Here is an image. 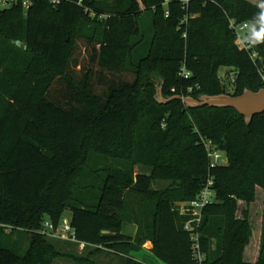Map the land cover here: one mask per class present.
<instances>
[{
    "label": "trees",
    "instance_id": "16d2710c",
    "mask_svg": "<svg viewBox=\"0 0 264 264\" xmlns=\"http://www.w3.org/2000/svg\"><path fill=\"white\" fill-rule=\"evenodd\" d=\"M183 6L35 0L27 10L21 2L0 9V264H52L59 254L39 232L66 212L78 242L122 264H143L131 256L126 224L164 264H195L188 218L176 206L210 180L216 201L202 215L204 264H264V114L247 125L232 109L190 110L156 97L158 85L164 100L264 89V9L247 0ZM231 19L256 24L257 60L237 47ZM183 64L189 79L180 77ZM223 68L237 72L233 94L222 86ZM206 145L228 164L212 166ZM161 181L173 187L154 190ZM258 190L254 228L240 203L250 208Z\"/></svg>",
    "mask_w": 264,
    "mask_h": 264
},
{
    "label": "built area",
    "instance_id": "2783aa9c",
    "mask_svg": "<svg viewBox=\"0 0 264 264\" xmlns=\"http://www.w3.org/2000/svg\"><path fill=\"white\" fill-rule=\"evenodd\" d=\"M35 0H0V9H9L13 7L16 3L21 2L27 10L33 5ZM62 0H51L52 5L57 6ZM139 2L141 0H138ZM190 0H183V9L187 10ZM189 18L186 17L182 21V25L187 24ZM252 23L240 24L236 20H230V28L235 33L237 38V47L248 53H251L252 59L255 61L258 59L257 52L253 51V45L251 43V35L254 32L249 33V28ZM187 39V34L183 36ZM192 74L186 69V65L183 64L180 77L184 79H189ZM264 81V75L262 76ZM190 92L192 89L189 90ZM175 92V91H173ZM208 150V157L211 161L212 166L220 165V153L211 149L209 145H206ZM216 201V192L213 189V182L210 180L208 185L202 190V192L197 196V198L189 203H185V206L179 211L181 216L187 217L188 221L185 224L184 230L189 233L192 242V252L195 264H204L205 255L202 251L201 246V233L200 228L202 225V215L205 208L210 206ZM41 235L50 238L54 241L74 243L79 245V247L84 251L85 249H99L108 253H113L103 247H97L94 245H87L85 243H80L76 239L75 231L71 226L70 222L63 219L58 225H54L51 221L47 220L43 223V228L39 232Z\"/></svg>",
    "mask_w": 264,
    "mask_h": 264
},
{
    "label": "rangeland",
    "instance_id": "374dc122",
    "mask_svg": "<svg viewBox=\"0 0 264 264\" xmlns=\"http://www.w3.org/2000/svg\"><path fill=\"white\" fill-rule=\"evenodd\" d=\"M249 2L255 3L260 5L261 2L256 0H247ZM256 29V24L252 23L249 28V33L253 32ZM80 56V61L83 63H87L88 58L86 56V53L84 50H81L78 54ZM237 72L231 69L223 68L219 71V78L221 80L222 86L226 90L228 94H233L235 90V81H236ZM108 78L113 79V76H108ZM127 80H131V77H127ZM158 80V79H157ZM159 81V80H158ZM161 85L157 87V99L161 101ZM98 92L103 91L102 86L97 87ZM163 97V96H162ZM164 99V98H163ZM211 147V145H209ZM220 165H227L229 160L226 154L220 153ZM136 171L139 172H145L147 173V169L143 168H137ZM173 187V183L169 181H161V182H155L153 185L154 190L157 191H163L166 189H169ZM258 200L257 202L252 205L250 208H248L245 204L240 203V216L242 211H245L247 209L251 212V221L253 224V227L256 228V225L260 224L261 220V213H262V207H263V200H262V193L260 190H258ZM185 206V203H180L176 206L177 211H180L182 207ZM64 219L67 220V222H70L71 220V214L69 212H66L64 214ZM137 226L135 224H126L122 230V234L127 238H132L133 242L130 246L135 247L136 251L133 252V256L140 262H143L145 264H164L161 262L152 252H149L145 249H142L144 245L138 246L137 243L134 242L136 233H137ZM39 234V233H38ZM44 240L49 244H51L54 247V250L56 253L59 254L58 257L54 258V260L51 262L52 264H120L119 262L123 261L122 258H120L117 255H114L113 253H108L105 251H97V250H88L83 251L79 245L74 243H66V242H60V241H54L51 240L48 237L43 236ZM128 241V240H127ZM129 243V242H128ZM256 241H254V244ZM253 244V241L251 245ZM250 245V246H251ZM139 247V248H138ZM251 250V249H250ZM254 252V250H253ZM250 255L252 251L250 252ZM147 258L146 260L144 259ZM142 260V261H141ZM145 260V261H144Z\"/></svg>",
    "mask_w": 264,
    "mask_h": 264
},
{
    "label": "water",
    "instance_id": "95a60500",
    "mask_svg": "<svg viewBox=\"0 0 264 264\" xmlns=\"http://www.w3.org/2000/svg\"><path fill=\"white\" fill-rule=\"evenodd\" d=\"M172 101H181L190 110L203 109L209 107L211 109H232L245 119L249 125L257 116L264 114V89L258 92L245 90L240 96L217 95L202 96L198 100L192 97L176 96L170 100H164L161 94L162 103H170ZM104 234H108L104 232Z\"/></svg>",
    "mask_w": 264,
    "mask_h": 264
},
{
    "label": "crops",
    "instance_id": "0c3cea01",
    "mask_svg": "<svg viewBox=\"0 0 264 264\" xmlns=\"http://www.w3.org/2000/svg\"><path fill=\"white\" fill-rule=\"evenodd\" d=\"M152 248H153L152 244H151L150 242H147V244L144 245L142 249H145V250H147V251H149V252H152ZM88 250H90V249H85L84 252H85V251H88ZM131 256H132L135 260H137V259L133 256V252L131 253ZM120 258H122V257H120ZM246 258H247V259L250 258V253H246ZM122 259H123V258H122ZM144 259L146 260L147 258L144 257ZM145 260H144V261H145ZM137 261H138V260H137ZM141 261H142V260H141ZM139 262H140V261H139ZM119 263L122 264V261L119 262ZM141 263H143V262H141ZM143 264H145V263H143Z\"/></svg>",
    "mask_w": 264,
    "mask_h": 264
},
{
    "label": "clouds",
    "instance_id": "9594fccd",
    "mask_svg": "<svg viewBox=\"0 0 264 264\" xmlns=\"http://www.w3.org/2000/svg\"><path fill=\"white\" fill-rule=\"evenodd\" d=\"M262 9H264V0H261L259 5ZM259 21L264 22V11H262L258 17ZM256 39H259V35H257Z\"/></svg>",
    "mask_w": 264,
    "mask_h": 264
}]
</instances>
